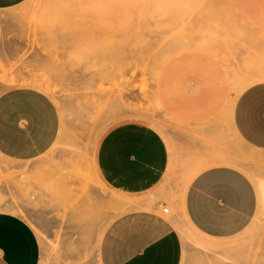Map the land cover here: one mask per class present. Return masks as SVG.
<instances>
[{
	"label": "rangeland",
	"instance_id": "374dc122",
	"mask_svg": "<svg viewBox=\"0 0 264 264\" xmlns=\"http://www.w3.org/2000/svg\"><path fill=\"white\" fill-rule=\"evenodd\" d=\"M263 75L264 0H26L0 9V95L43 80L50 91L38 90L60 114L58 138L42 156L0 153V211L33 228L40 264H100L113 221L151 202L99 178L103 134L138 121L174 144L226 124L227 103Z\"/></svg>",
	"mask_w": 264,
	"mask_h": 264
},
{
	"label": "crops",
	"instance_id": "0c3cea01",
	"mask_svg": "<svg viewBox=\"0 0 264 264\" xmlns=\"http://www.w3.org/2000/svg\"><path fill=\"white\" fill-rule=\"evenodd\" d=\"M24 1L0 0V9ZM231 104L226 124L193 129L174 144L138 121L116 124L103 134L94 159L99 178L123 194H150L151 202L113 221L101 242L100 264H264V209H259L264 205V81L241 90ZM59 132L60 114L46 93L18 87L0 95L3 156L38 158ZM188 169L197 172L187 178ZM121 201L112 196L113 203ZM160 202L171 204V215ZM40 259L33 228L0 211V264H40Z\"/></svg>",
	"mask_w": 264,
	"mask_h": 264
},
{
	"label": "bare ground",
	"instance_id": "6f19581e",
	"mask_svg": "<svg viewBox=\"0 0 264 264\" xmlns=\"http://www.w3.org/2000/svg\"><path fill=\"white\" fill-rule=\"evenodd\" d=\"M263 77H264V75H263ZM22 82H23V84L26 83V84H28V85H32V86L36 87V89H43V90H45V91H50V85H49L46 81H43V80H32V81H28V82H26V81H21V83H22ZM232 100H233V99H232ZM228 103H229V102H228ZM228 103H227V104H228ZM231 103H232V102H230V103L228 104L229 107H230V106L233 107L234 104L232 105ZM230 110H232V109H230ZM261 182H262V181H261ZM260 184H261V183H260ZM263 185H264V184H263ZM261 189H262V188H261ZM259 190H260V188H259ZM262 190H264V188H263ZM261 192H262V191H261ZM260 196H261V195H260ZM259 198H260V197H259ZM263 199H264V198H263ZM263 199H262V200H263ZM259 201H260V200H259ZM260 203H261V201H260ZM260 203H259V204H260ZM263 203H264V202H263ZM263 203H261V204H263ZM261 204H260V205H261ZM260 205H259V206H260ZM262 207H263V209H264V205H261V207H259V209L262 208ZM259 209H258V210H259ZM263 209H262V210H263ZM259 213H260V212H259ZM263 214H264V213H263ZM257 215H258V213H257ZM257 215H256V216H257ZM261 216H263V215H261ZM257 217H258V216H257ZM257 217L255 218V220H258ZM259 218H261L260 215H259ZM261 219H262V218H261ZM262 222H263V220H262ZM255 224H257V223H255ZM259 225H260V224H259ZM259 225H257V226L259 227ZM263 227H264V226H263ZM261 228H262V227H261Z\"/></svg>",
	"mask_w": 264,
	"mask_h": 264
},
{
	"label": "built area",
	"instance_id": "2783aa9c",
	"mask_svg": "<svg viewBox=\"0 0 264 264\" xmlns=\"http://www.w3.org/2000/svg\"><path fill=\"white\" fill-rule=\"evenodd\" d=\"M162 210H163V212H168V208L167 207H163Z\"/></svg>",
	"mask_w": 264,
	"mask_h": 264
}]
</instances>
